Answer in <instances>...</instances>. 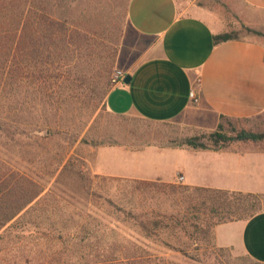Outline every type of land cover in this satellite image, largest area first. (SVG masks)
Listing matches in <instances>:
<instances>
[{
    "label": "rangeland",
    "instance_id": "obj_1",
    "mask_svg": "<svg viewBox=\"0 0 264 264\" xmlns=\"http://www.w3.org/2000/svg\"><path fill=\"white\" fill-rule=\"evenodd\" d=\"M42 1L49 12L85 25L87 32L82 43L69 46L51 77H40L35 85H27L29 77L15 93L0 75V158L44 186L43 192L51 189L46 203L25 217L30 255L40 264H262L237 248L220 246L217 218L186 189L96 173L97 151L107 145L142 148L196 137L215 146L203 136L206 131L191 134L181 125L106 109L107 80L112 83L114 70L136 61L150 42L130 26L129 0ZM176 3L180 10L205 9L212 24L236 31L239 38L264 37V16L240 0ZM219 130L233 137L245 129L225 121ZM160 165L170 171L168 160ZM241 206L264 208V195L248 197Z\"/></svg>",
    "mask_w": 264,
    "mask_h": 264
},
{
    "label": "crops",
    "instance_id": "obj_2",
    "mask_svg": "<svg viewBox=\"0 0 264 264\" xmlns=\"http://www.w3.org/2000/svg\"><path fill=\"white\" fill-rule=\"evenodd\" d=\"M240 1L264 16V0ZM127 18L150 42L122 70L129 80L105 94L111 114L181 125L191 134L213 131L225 121L264 132V37L215 43L213 35L227 30L212 24L205 9L180 10L176 0H129ZM97 155L96 173L101 175L264 195V139H234L204 148L107 145ZM166 160L171 163L167 172L160 165ZM215 231L220 246L237 248L264 264V208L219 223Z\"/></svg>",
    "mask_w": 264,
    "mask_h": 264
},
{
    "label": "trees",
    "instance_id": "obj_3",
    "mask_svg": "<svg viewBox=\"0 0 264 264\" xmlns=\"http://www.w3.org/2000/svg\"><path fill=\"white\" fill-rule=\"evenodd\" d=\"M26 7L35 9L26 11ZM246 29L261 34L257 30L248 27ZM86 32L85 25L49 12L45 1L0 0V75H4L5 84L17 93L29 77L31 80H26L27 85L37 84L40 77H51L48 74L54 70V65L66 57L69 46L83 42ZM236 38L238 34L234 30L213 35L215 43ZM30 67L35 71L31 72ZM112 85L108 79L106 93ZM219 129L221 124L203 135L207 136L215 147L233 139H264V132L240 130L230 137ZM196 139L187 138L185 144L195 148L206 147L205 143ZM118 178L139 184L165 183L172 191L184 188L194 197H198L202 204L209 206L211 216L217 218L215 224L245 219L259 210L252 206H241L246 198L254 197L253 193L203 186H180L159 180ZM44 189V186L39 185L28 174L12 168L0 158V264H40L36 257L30 255V249L24 240L25 234L29 232L25 217L31 210L46 203L51 189L43 192ZM32 201L33 204L28 206ZM134 247L132 243L128 249ZM100 250V253H106L105 247Z\"/></svg>",
    "mask_w": 264,
    "mask_h": 264
},
{
    "label": "built area",
    "instance_id": "obj_4",
    "mask_svg": "<svg viewBox=\"0 0 264 264\" xmlns=\"http://www.w3.org/2000/svg\"><path fill=\"white\" fill-rule=\"evenodd\" d=\"M123 78H124V72L120 69H116V70H114L111 81L114 85V84L121 83ZM190 95L193 96L194 95L193 92H191ZM181 178H182V175L179 176V179H181Z\"/></svg>",
    "mask_w": 264,
    "mask_h": 264
},
{
    "label": "water",
    "instance_id": "obj_5",
    "mask_svg": "<svg viewBox=\"0 0 264 264\" xmlns=\"http://www.w3.org/2000/svg\"><path fill=\"white\" fill-rule=\"evenodd\" d=\"M130 76L128 74H126L123 78V81L124 82H127L129 80Z\"/></svg>",
    "mask_w": 264,
    "mask_h": 264
}]
</instances>
